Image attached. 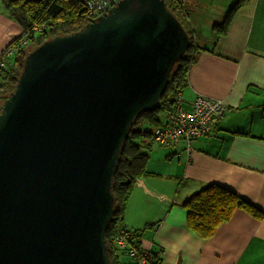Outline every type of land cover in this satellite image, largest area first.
Here are the masks:
<instances>
[{
  "label": "water",
  "instance_id": "obj_1",
  "mask_svg": "<svg viewBox=\"0 0 264 264\" xmlns=\"http://www.w3.org/2000/svg\"><path fill=\"white\" fill-rule=\"evenodd\" d=\"M189 44L166 0H120L27 54L0 106V264H112L122 148Z\"/></svg>",
  "mask_w": 264,
  "mask_h": 264
},
{
  "label": "crops",
  "instance_id": "obj_2",
  "mask_svg": "<svg viewBox=\"0 0 264 264\" xmlns=\"http://www.w3.org/2000/svg\"><path fill=\"white\" fill-rule=\"evenodd\" d=\"M184 2L188 14L191 5ZM22 33L0 0V52ZM209 36L210 45L197 41L202 49L182 105L190 109L198 94L222 98L226 115L210 134L193 139L190 156L184 142L153 145L149 172L129 196L124 226L140 233V247L157 254L159 264H264V216L238 208L204 239L190 228L184 205L215 183L264 212V0H247L226 34Z\"/></svg>",
  "mask_w": 264,
  "mask_h": 264
},
{
  "label": "trees",
  "instance_id": "obj_3",
  "mask_svg": "<svg viewBox=\"0 0 264 264\" xmlns=\"http://www.w3.org/2000/svg\"><path fill=\"white\" fill-rule=\"evenodd\" d=\"M90 0H4L10 15L20 24L23 33L14 38H28V44L35 41L40 45L58 35L71 34L81 30L87 23L86 4ZM185 0H166L168 8L182 22L190 35V44L182 58L175 64L160 105L154 110L141 112L131 125L129 135L122 148L113 177V193L116 198L115 213L109 222L106 241L112 264H133L131 258L117 244L118 233L124 229L130 233L129 243L140 247V233L124 226V212L129 196L136 182L148 173L149 151L154 145L156 129L165 124L167 114L177 104V94L189 81V71L196 62L200 48L196 36L190 29ZM247 0H239L218 25V35H224L238 10ZM25 47V46H24ZM20 47L14 62L8 61V68L0 75V106L14 90L23 69L24 59L29 53ZM23 58V59H22ZM4 99V100H3ZM195 139V138H194ZM193 144V140H192ZM188 224L200 237L208 239L216 234L220 226L229 221L235 210L244 209L255 217L262 218L264 212L254 204L240 197L234 191L220 184H210L194 193L185 203ZM141 248V247H140ZM154 264H159L157 254L149 252ZM127 258V259H126Z\"/></svg>",
  "mask_w": 264,
  "mask_h": 264
},
{
  "label": "built area",
  "instance_id": "obj_4",
  "mask_svg": "<svg viewBox=\"0 0 264 264\" xmlns=\"http://www.w3.org/2000/svg\"><path fill=\"white\" fill-rule=\"evenodd\" d=\"M120 0H90L86 4L87 20L91 22L103 16ZM28 38L23 37L19 42H12L0 52V75L7 70L8 61L20 47L28 45ZM183 96L177 94V104L171 110L165 120V124L156 129L154 141L160 146H174L184 142L186 150L191 155L193 151L192 140L208 135L212 132L214 123L223 119L227 112V105L222 98H215L198 94L190 109L182 105ZM130 233L122 229L116 238V244L127 253L133 264H154L149 252L129 243Z\"/></svg>",
  "mask_w": 264,
  "mask_h": 264
},
{
  "label": "rangeland",
  "instance_id": "obj_5",
  "mask_svg": "<svg viewBox=\"0 0 264 264\" xmlns=\"http://www.w3.org/2000/svg\"><path fill=\"white\" fill-rule=\"evenodd\" d=\"M238 1L239 0H187L188 4L191 5L188 11L190 29L193 34L197 36L196 39L201 46L211 44V38L209 36L211 31H215L217 34L222 30V28H218V25L225 20L228 11L235 6ZM37 46L38 44H36L35 41H31L24 49L30 52ZM17 55L18 52L12 55L13 62ZM154 145L155 149L162 147L155 142Z\"/></svg>",
  "mask_w": 264,
  "mask_h": 264
}]
</instances>
